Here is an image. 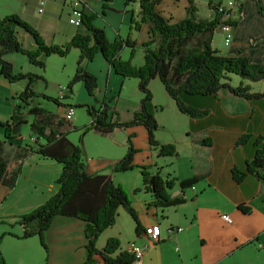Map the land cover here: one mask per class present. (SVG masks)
Wrapping results in <instances>:
<instances>
[{"label":"crops","instance_id":"1","mask_svg":"<svg viewBox=\"0 0 264 264\" xmlns=\"http://www.w3.org/2000/svg\"><path fill=\"white\" fill-rule=\"evenodd\" d=\"M41 1L45 2L42 12L39 11ZM193 1L199 12V1ZM190 2L161 0L157 9L165 18L175 22L186 17ZM261 2L264 0L245 1L229 46L223 44L222 34L219 40L213 37V46L221 54L247 56L253 63L263 60L264 14L259 12ZM11 13L19 14L33 25L49 44L56 42L59 33L68 40L78 32L88 33L84 25L78 28L69 23L68 9L62 0H0V14ZM86 13L94 14L93 24L102 28L110 41L117 37H130L136 41V50L143 48V43L149 40L146 23H142L139 30L132 28L133 18L135 21L140 19L139 0H89ZM212 16L213 11L209 8L207 17ZM21 38L26 47L35 46L28 34L21 33ZM126 49L121 56L126 53ZM16 59L8 58L10 62ZM137 62L136 66L142 65L139 60ZM84 65L97 76L100 87L107 79V99L122 84L123 77L115 73L101 54L91 61H85ZM260 81H257L260 83L258 90L255 87L257 82L242 79L238 75H231L229 82L233 86L240 83L250 85L252 92L261 93L264 92V79ZM0 82L9 85L8 80L1 75ZM5 95L15 97L18 91H8ZM14 97L5 98V101L11 112L16 114L18 106ZM190 101L193 107L203 112L202 115H184L175 105L169 106L181 124L161 122L158 115L156 138L161 143L178 142L180 154L175 157L159 156L149 143L144 125L117 129L127 136V140L132 135L134 146L139 150L134 157L138 167L115 172L113 179L125 187L137 211L140 229L138 233L135 220L124 207H119L115 224L100 235L97 246L103 248L112 237L121 241V249H127L128 243L132 241L146 245L149 241L143 234L144 228L159 224L160 240L149 244L140 264H264V182L249 172L241 182H236L232 174L234 167L245 170L247 160L253 159L260 147L254 141L259 136L264 137V96L247 99L223 87L212 95L193 96ZM14 120L26 119L18 115ZM20 131L21 124L15 125V134L20 136ZM115 131L109 134L114 141ZM1 134L2 130L0 138H4V134ZM245 134L250 136L248 140L238 143ZM32 144H35L34 137ZM117 144L108 145L107 157L88 158L87 152L88 172L111 173V165L127 150L122 149V146L120 148L119 142ZM16 146L25 145L18 138L7 141L6 158H13ZM115 147L119 148L116 150ZM144 165H165L164 169L172 177L183 180L198 176V181L184 190L177 183L171 190L174 196L183 194L186 202L165 208L157 207L152 194L143 185L141 166ZM151 170L155 171L153 167ZM61 172L60 163L31 152L24 162L15 188L0 185V264H83L87 238L85 221L82 219L55 216L46 232L48 252L37 236H16L23 233V227L16 222L17 216L30 212L54 195L59 189L56 180ZM240 205L247 208L248 212L240 209ZM227 211L233 216L230 223L222 220V215ZM177 228L182 230L178 231ZM95 259L94 264H105L100 255H96Z\"/></svg>","mask_w":264,"mask_h":264},{"label":"trees","instance_id":"2","mask_svg":"<svg viewBox=\"0 0 264 264\" xmlns=\"http://www.w3.org/2000/svg\"><path fill=\"white\" fill-rule=\"evenodd\" d=\"M160 2L161 0H139L140 19L135 21L133 18V29L139 30L142 23L149 27V40L143 43L144 63L141 66L134 65L132 58L127 60L121 58V51L126 47L131 48L132 55L134 54L136 41L130 37H117L110 41L105 31L93 24L94 14L83 15V23L88 33L78 32L62 45L47 43L40 31L17 13L0 15V75L11 83L27 79L26 86L18 97L29 107L28 111L34 114L30 135L36 139L34 145L16 146L13 158L11 160L6 158L4 155L6 143L17 135L14 126L26 120L15 121L17 115L5 121L0 119V127L4 128V138H0V185L15 188L24 162L31 152L62 165V172L56 180L59 185L58 191L30 212L17 216V224L23 227V233L16 235L17 237L37 236L48 252L46 232L54 217L57 215L76 217L85 221L87 244L83 264H94L96 255H100L105 264L134 263L135 255L121 249V241L118 238H109L101 249L98 248L97 241L105 229L115 224L119 207H124L132 216L139 233L137 211L125 187L113 179V173L129 171L135 167L133 161L138 149L130 135L126 153L111 165V173H89L84 148L80 143L72 142L63 129L70 121L52 115L33 102V97L37 95L33 85L41 76L34 73H14L12 62L4 58L6 54H25L32 64L43 68L45 66L43 57L52 54L65 56L71 48H78L80 56L77 69L68 87L71 89L75 83L83 82L90 95H95L98 79L86 68L84 62L93 60L97 54L103 56L116 74L123 78H138L143 98L131 119L112 120L111 108L104 99L100 109L88 106V112L92 116L88 128L102 134H111L117 129L144 125L151 147L157 149L159 156L163 157L176 155L177 149L174 144H162L155 137L158 128L155 112L158 106L154 104L153 94L149 88L154 78L160 79L167 93L176 101L179 110L193 117L200 116L203 112L191 105L190 98L212 95L223 87L247 99L264 96V92H252L250 85L240 83L233 86L229 82L231 75H238L251 82L263 80L264 58L259 63H253L247 56L221 54L213 46V37L219 26L228 23L236 27L242 8L235 17L230 14L224 20V12L219 11L221 2L208 0V7L213 11V16L205 18L198 15V6L191 0L186 17L173 22L158 11L157 5ZM259 12L264 14V2L259 4ZM21 33H26L33 39L35 44L33 48L25 46ZM53 100L61 104L58 99ZM249 137L246 134L241 136L238 143H244ZM254 142L260 147L253 159L247 160L246 169L239 170L236 167L232 169L236 182H241L247 172L254 173L264 182V137L259 136ZM152 167L154 166H141V171L144 188L152 194L154 205L165 208L186 202L183 194L174 196L171 190L177 183L183 190L194 185L198 181V176L183 180L177 177H163L159 169L153 171ZM239 208L248 212V209L241 205Z\"/></svg>","mask_w":264,"mask_h":264},{"label":"rangeland","instance_id":"3","mask_svg":"<svg viewBox=\"0 0 264 264\" xmlns=\"http://www.w3.org/2000/svg\"><path fill=\"white\" fill-rule=\"evenodd\" d=\"M198 1H199V12H198L199 15L201 17L209 18L207 17L209 10L208 0H198ZM214 1L220 2L218 0H214ZM227 1L228 0H225V2H221V3H226ZM221 34H222V41L224 44V36L220 30H217L215 32L214 37L215 40H219L221 39ZM69 40L67 37L59 33L57 39L55 40L56 42L53 44L62 45L68 42ZM126 48H124L126 49L125 51L126 53H124L123 56H121L122 59L127 60L129 58H132V63L134 65L138 63L137 62L138 60L140 61L139 63L141 64L144 63V59H143L144 51L142 47L136 48L133 55L131 48L129 47ZM123 50L121 51V55ZM79 56H80V51L78 48L75 47L71 48L70 51L65 56H61L59 54L49 55L43 57V60L45 62V66L43 68L38 65L32 64L29 61L28 57L22 53H8L4 56V58L8 60V58L14 59V57H17V59L14 60V62H12L14 73H19V72L34 73L41 76L36 80V82L33 85V90L37 94L36 96L33 97V102L36 105L44 108L46 111H48L49 113H51L56 117H62L61 115H64L66 106L72 105L75 107V113L73 119L70 122H68L63 129L66 131L67 137L72 142L76 144L80 143L81 146L84 148L85 160H87L86 159L87 152H88V158L93 157L99 159L101 157L108 156V152H109L108 145L115 144L116 146H118L117 142H119L120 148L122 146V149H125L128 147V140H127V136H125L123 132H120L118 130L115 131L117 133L115 134L116 141H114L111 135L102 134L93 128L90 127L88 128V126H90L92 121V116L88 112V106H94L97 109H100L102 106V102L104 101V99H106L107 104L111 108L110 113L112 116V120L118 119L120 121H125L131 119L133 112L139 108L141 99L143 98V93L139 89V79L134 77L123 78L122 84L121 83H120L121 85L119 84L116 91L111 93L110 98L108 99L106 98L107 79H105L104 89H103L104 84L102 83L100 87L98 83V87L95 91V95H90L88 93L83 82H77L72 86L71 89H69L68 84L76 72L77 61ZM118 77L121 78L120 76ZM259 82H257V84L255 85L257 90L259 88L258 87L260 84ZM26 83H27V79H21L14 83L9 82V85L0 82V119L4 121L8 120L11 119L12 115H17V116L21 115L22 118L26 119V121L20 123L22 128V131H20L19 133L20 136L17 134L15 137L18 138V140H21L23 145L32 144L33 142V137L30 135V128H31V123L34 120V114L28 111L29 107L24 105L22 100L18 97V95L20 94L19 92L25 88ZM60 87L64 88L65 90L64 97L59 96ZM149 88L153 94V102L156 106H158L155 112V116L158 122V128H159V119L161 122H166L174 125L181 124V121L177 119L171 107L169 106V105L177 106V103L173 98H171L166 93L164 89V85L162 84L160 79L154 78V80L150 82ZM16 90L18 91V95L15 97L5 95L6 93H8V91H16ZM11 97L15 98L16 104L18 106L15 109V111L17 110L16 114H13L14 112H11L12 110L7 106V102L5 101V98H11ZM53 99H58L61 104H58ZM183 114L185 115V113ZM158 115H159V119H158ZM158 128L155 131V137L157 136L156 133L158 131ZM0 130H2L1 135H3L4 128L1 127ZM123 136H125V139ZM183 136L184 134L182 135V138ZM34 141H36L35 138ZM181 142L183 144L184 139ZM162 144H168V143H162ZM172 144L176 146L177 149L176 155H179L180 148L178 142L172 141ZM115 148L117 150L119 147H115ZM138 153L139 150L136 152V154ZM176 155L173 156L175 157ZM165 157L171 158V156H165ZM133 163L135 165L134 161ZM135 167L138 166L135 165ZM164 168H166L165 165H160L159 167L158 166L153 167L154 170L159 169L163 177L170 176L168 175L170 172L165 170ZM225 213L230 218L233 217L231 212L227 211ZM222 222L223 221H221V225H223Z\"/></svg>","mask_w":264,"mask_h":264},{"label":"built area","instance_id":"4","mask_svg":"<svg viewBox=\"0 0 264 264\" xmlns=\"http://www.w3.org/2000/svg\"><path fill=\"white\" fill-rule=\"evenodd\" d=\"M89 0H62L63 5L68 9V21L70 24L76 27H82L83 23V15L86 13V7ZM246 0H228L226 3H220L219 11L224 12L223 19L226 20L230 14L235 17L236 13L240 11L243 4ZM44 1H41V7L39 11H43ZM233 29L234 26L228 23L221 24L218 28L223 33L224 36V44L229 46L233 39ZM59 96H65L64 88L60 87L59 89ZM75 113V107L70 105L65 107L64 111V118L68 121L73 119ZM222 218L226 222H231V218L227 214H223ZM178 231H181L182 228H177ZM143 234L148 239V244L141 245L138 244L136 241L129 242L127 245V249L129 252H132L135 255L134 264H140L142 258L149 247V244L157 242L160 240L161 235V227L159 224H153L147 226L143 230Z\"/></svg>","mask_w":264,"mask_h":264}]
</instances>
